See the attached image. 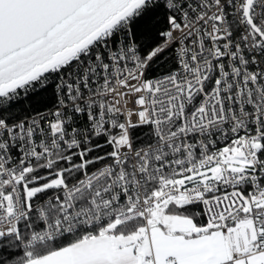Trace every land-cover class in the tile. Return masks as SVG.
I'll use <instances>...</instances> for the list:
<instances>
[{
  "label": "snow or ice",
  "instance_id": "snow-or-ice-1",
  "mask_svg": "<svg viewBox=\"0 0 264 264\" xmlns=\"http://www.w3.org/2000/svg\"><path fill=\"white\" fill-rule=\"evenodd\" d=\"M0 264H264V0H0Z\"/></svg>",
  "mask_w": 264,
  "mask_h": 264
}]
</instances>
